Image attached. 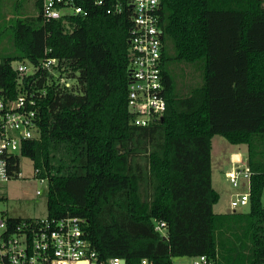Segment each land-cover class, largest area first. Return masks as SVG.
<instances>
[{"label":"trees","instance_id":"trees-1","mask_svg":"<svg viewBox=\"0 0 264 264\" xmlns=\"http://www.w3.org/2000/svg\"><path fill=\"white\" fill-rule=\"evenodd\" d=\"M119 1V15L91 6L87 17L46 22L36 0L37 18L11 26L15 54L0 58L5 94L21 92L14 63L58 60L34 82V91H46L37 100L40 137L23 144L11 173L29 158L48 179V218L85 219L100 259L173 264L206 256L212 264H264V6L160 0L167 109L163 120L136 127L128 109L133 10ZM186 68L200 81H190ZM215 136L247 147V212H214ZM22 221L8 218L9 225ZM160 223L167 238L156 231Z\"/></svg>","mask_w":264,"mask_h":264},{"label":"built area","instance_id":"built-area-1","mask_svg":"<svg viewBox=\"0 0 264 264\" xmlns=\"http://www.w3.org/2000/svg\"><path fill=\"white\" fill-rule=\"evenodd\" d=\"M113 1L42 0V18L52 22L87 17L91 6L106 7L109 15L121 14L124 9L122 2L117 0L113 4ZM259 1L264 6V0ZM128 2L133 10L129 39L128 109L134 126L149 127L162 120L167 109L162 76L161 5L160 0ZM57 66V59H46L36 65L29 62L14 63L13 67L20 76V94L12 98L0 90V183L22 176L21 172L11 173L13 157L20 155L26 141L40 137L37 100L46 95V91H34L33 85L40 81V72L52 71ZM26 77L31 78L27 84L22 81ZM35 177L41 185L48 184V179L39 177L38 170L35 171ZM226 178L234 189L244 190L233 197L230 210L236 213L248 208L252 178L248 165L230 171ZM37 195H42V192L37 191ZM85 224V219L80 218L47 217L23 219L19 224L9 225L8 218H0V264H127L121 258L100 259L86 237ZM164 228L165 223H160L156 231L167 238ZM192 261L193 264H212L206 256L193 258ZM141 264L151 263L143 260Z\"/></svg>","mask_w":264,"mask_h":264},{"label":"rangeland","instance_id":"rangeland-1","mask_svg":"<svg viewBox=\"0 0 264 264\" xmlns=\"http://www.w3.org/2000/svg\"><path fill=\"white\" fill-rule=\"evenodd\" d=\"M39 10L36 0H0V58L11 56L15 51L11 47L12 34L11 26L17 19L37 18ZM17 66V64H15ZM177 83L183 86L182 71L176 67ZM187 78L190 81L197 79L200 75L192 68H186ZM240 153L242 162L233 161V153ZM247 164V147L236 146L229 143L224 137L215 136L212 140V184L219 193L220 201L214 207L217 214L227 212L228 206L237 193L244 190L234 189L226 178V174ZM20 172L22 176L10 182L0 183V218L17 219H45L48 217L47 194L48 184L41 185L36 180L34 165L29 158L22 157L20 160ZM41 191L42 195H37ZM249 209H241L240 212H247ZM173 264H193L191 258H174Z\"/></svg>","mask_w":264,"mask_h":264},{"label":"crops","instance_id":"crops-1","mask_svg":"<svg viewBox=\"0 0 264 264\" xmlns=\"http://www.w3.org/2000/svg\"><path fill=\"white\" fill-rule=\"evenodd\" d=\"M237 146H245V145H237ZM248 154V153H247ZM233 161L235 160V159H237L238 160V163H240V162H242V156H241V154L240 153H233ZM234 197V194H232L231 195V198H233ZM230 210V206H228V209H227V212ZM215 212V211H214ZM226 212V213H227ZM217 214V213H216ZM223 214H225V213H223Z\"/></svg>","mask_w":264,"mask_h":264},{"label":"water","instance_id":"water-1","mask_svg":"<svg viewBox=\"0 0 264 264\" xmlns=\"http://www.w3.org/2000/svg\"><path fill=\"white\" fill-rule=\"evenodd\" d=\"M163 120V119H162ZM234 212H232L231 210H229L228 212H227V214L229 215V214H233Z\"/></svg>","mask_w":264,"mask_h":264}]
</instances>
